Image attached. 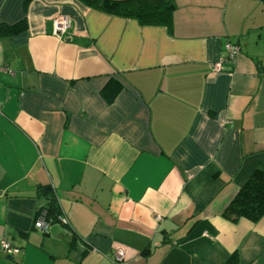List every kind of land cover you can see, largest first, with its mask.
Returning a JSON list of instances; mask_svg holds the SVG:
<instances>
[{
  "label": "crops",
  "instance_id": "crops-1",
  "mask_svg": "<svg viewBox=\"0 0 264 264\" xmlns=\"http://www.w3.org/2000/svg\"><path fill=\"white\" fill-rule=\"evenodd\" d=\"M169 1L0 0V264H264V216H222L264 171V0Z\"/></svg>",
  "mask_w": 264,
  "mask_h": 264
},
{
  "label": "trees",
  "instance_id": "trees-1",
  "mask_svg": "<svg viewBox=\"0 0 264 264\" xmlns=\"http://www.w3.org/2000/svg\"><path fill=\"white\" fill-rule=\"evenodd\" d=\"M94 8L138 19L142 23L169 24L173 4L169 0H80ZM9 27L0 34L9 33ZM47 216L52 219L57 208L53 201L47 206ZM222 216L232 222L246 218L257 222L264 216V171L255 169L238 189L235 197L222 212ZM233 258H236L234 256Z\"/></svg>",
  "mask_w": 264,
  "mask_h": 264
},
{
  "label": "built area",
  "instance_id": "built-area-1",
  "mask_svg": "<svg viewBox=\"0 0 264 264\" xmlns=\"http://www.w3.org/2000/svg\"><path fill=\"white\" fill-rule=\"evenodd\" d=\"M70 27V21L67 17L64 16H56L54 18V28L56 34H60L65 32ZM240 53V48L237 44L234 43H226L224 46V52L217 61L212 64L213 71H219L222 68V64L224 61H232L234 62ZM261 70H264V60L260 63ZM60 220L64 223H67L65 218L60 217ZM50 223V218L47 216V209L45 207L39 208L36 219L34 221V227L41 231L42 233H46L48 229V225ZM0 249L9 255H15L19 252V248L13 246L7 239L0 240ZM125 260V248L123 246H116L113 248L112 253V264H123Z\"/></svg>",
  "mask_w": 264,
  "mask_h": 264
}]
</instances>
